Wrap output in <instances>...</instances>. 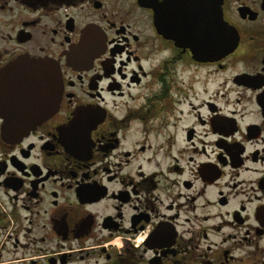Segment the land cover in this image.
I'll return each mask as SVG.
<instances>
[{
    "label": "flooded vegetation",
    "instance_id": "flooded-vegetation-1",
    "mask_svg": "<svg viewBox=\"0 0 264 264\" xmlns=\"http://www.w3.org/2000/svg\"><path fill=\"white\" fill-rule=\"evenodd\" d=\"M20 56L59 96L0 107V264H264V0H0Z\"/></svg>",
    "mask_w": 264,
    "mask_h": 264
},
{
    "label": "water",
    "instance_id": "water-1",
    "mask_svg": "<svg viewBox=\"0 0 264 264\" xmlns=\"http://www.w3.org/2000/svg\"><path fill=\"white\" fill-rule=\"evenodd\" d=\"M52 62L44 58L18 57L10 73L1 74L0 107L4 133L27 134L57 107L58 88Z\"/></svg>",
    "mask_w": 264,
    "mask_h": 264
}]
</instances>
